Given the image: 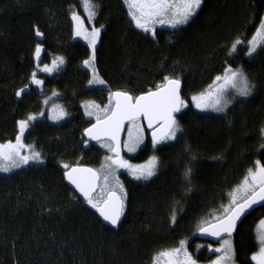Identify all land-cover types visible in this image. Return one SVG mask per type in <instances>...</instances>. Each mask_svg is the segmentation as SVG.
<instances>
[{"label":"trees","instance_id":"obj_1","mask_svg":"<svg viewBox=\"0 0 264 264\" xmlns=\"http://www.w3.org/2000/svg\"><path fill=\"white\" fill-rule=\"evenodd\" d=\"M92 3L101 28L94 66L102 86L89 84L83 61L90 48L73 38L72 13L81 0H0V143L15 137L17 121L41 109L43 94L30 83L37 44L43 60L64 57L56 71L43 76L42 87L56 91L68 112L58 123L43 115L25 132L24 140L35 145L42 163L0 175V264H152L158 251L183 239H191V247L204 243L197 229L212 222L213 213L220 214L228 193L255 161L264 164V51L246 54L264 0H203L187 24L157 25L155 38L135 27L123 0ZM236 39L243 42L232 53ZM227 65L244 71L255 85L252 95L219 115L188 105L176 115L182 128L178 139L156 149L146 133V143L132 158L144 161L154 154L156 175L138 181L120 173L127 192L124 215L118 227L104 225L64 180L63 164L101 167L106 156L97 142H83L82 131L91 121L81 103H104L116 89L136 96L164 83L165 76L181 80L185 98L204 89ZM21 88L26 91L17 97ZM189 166L191 183L183 175ZM263 217L264 206L234 232L237 264H254L256 228Z\"/></svg>","mask_w":264,"mask_h":264},{"label":"snow or ice","instance_id":"obj_2","mask_svg":"<svg viewBox=\"0 0 264 264\" xmlns=\"http://www.w3.org/2000/svg\"><path fill=\"white\" fill-rule=\"evenodd\" d=\"M128 8V15L134 22L135 27L144 33H150L153 38L156 36V26L178 28L187 24L200 9L203 0H123ZM84 10L88 13L89 20L97 15L96 5L92 0H81ZM72 20L75 28L74 34L87 41L91 54L83 61L85 67H89L93 72V79L89 84H104L105 82L96 74L94 67L96 60V47L100 39L101 28L93 27L88 31L84 27L81 17L73 11ZM43 33L36 29V36ZM242 43L236 39L231 47V52L235 53ZM260 49L264 51V17L260 19L252 38L248 40L247 55L249 57L257 53ZM42 46L37 44L35 48V59L39 61ZM64 63L62 57L52 61L51 67L47 64L38 71L51 73ZM37 72L31 74V83L41 86L43 81L37 79ZM164 83L158 84L155 90L149 89L147 92L133 96L128 92L117 91L109 93V104L104 108L92 103L84 105L85 115L94 117L95 123L91 127L84 129L83 135L88 142L96 141L102 148H105L109 155L104 158V164L100 169L87 167H70L63 164L66 170L64 175L67 180L75 186L76 190L83 196L85 202L90 205L99 216L107 221L114 228L118 227L121 217L124 215L126 207L127 192L120 182L116 172L119 169H126L128 174L135 180H149L156 175L158 158L152 156L145 164H132L122 155L123 151L135 152L144 142V123L152 130L151 142L153 148L156 145L167 141L178 139V133L182 132L176 114L187 107L181 96V80L165 76ZM217 86L207 93L199 96H192V102L201 111L213 110L224 112L228 107V100L225 99L229 89L242 97L252 95L253 85L244 72L240 69L225 67L223 75L215 78ZM27 87V86H26ZM26 88H21L16 92L20 97ZM55 95V93H53ZM47 103V101H45ZM89 107L93 110L90 111ZM43 115V113H41ZM66 113L63 110L51 119H62ZM36 116L29 115L27 119L17 121L18 134L15 142L8 141L0 143V172H10L14 168L29 164L30 161L42 163L40 152L35 150L33 145L23 143L25 132L30 126V122L36 120ZM127 131V139L122 140V133ZM264 135V129L261 130ZM264 147V145H262ZM190 152V149H186ZM27 152V154H25ZM194 158V157H193ZM184 178L191 183L192 168L186 167ZM229 202L221 205L220 214H212V222L205 221L200 232L212 236L220 243V247L208 246L210 252L218 253L210 264H235V250L232 242V235L237 230L238 222L253 208L254 205L264 206V164L255 161L254 168H249L240 185L228 193ZM172 222H176L175 215ZM258 251L254 252L251 260L255 264H264V219L259 222L257 234ZM166 257L167 264H197L196 260L187 252L185 241H180V247L158 253L153 257L152 264H160V258Z\"/></svg>","mask_w":264,"mask_h":264},{"label":"rangeland","instance_id":"obj_3","mask_svg":"<svg viewBox=\"0 0 264 264\" xmlns=\"http://www.w3.org/2000/svg\"><path fill=\"white\" fill-rule=\"evenodd\" d=\"M77 12V14L81 17V19L83 20V22H84V27L88 30V31H91L92 30V28L93 27H96V25H95V21H94V19H92V20H89V18H88V13L84 10V7L82 6V3L80 4V7H79V9L78 10H76ZM262 17H264V13H263V16ZM72 22H73V38L74 39H78V40H81V41H83V42H85L87 45H88V43H87V41L86 40H84L82 37H78V36H76L75 34H74V28H75V24H74V21L72 20ZM134 23V22H133ZM259 26V25H258ZM257 26V27H258ZM97 28V27H96ZM256 31V30H255ZM255 33V32H254ZM253 33V34H254ZM253 34L251 35V37H249L247 40H246V43H247V45H248V40H250L251 38H252V36H253ZM242 41V40H241ZM243 42V41H242ZM232 47V46H231ZM90 51H91V49H90ZM59 57H62L63 58V60H64V57L63 56H61V55H53V56H51L48 60H43L42 59V56L40 55V59H39V61H37V63H39V65H40V68H43V66L45 65V64H47V65H49L50 67H51V65H52V61L54 60V59H56V58H59ZM61 66V65H60ZM95 67V66H94ZM226 67H229L228 65L226 66ZM231 67V66H230ZM88 68V71H89V73H90V80L91 79H93V72H92V69L91 68H89V67H87ZM231 68H233L234 70L235 69H240V70H242L241 68H235V67H231ZM58 69V68H57ZM56 69V70H57ZM225 69V68H224ZM224 69H223V71L221 72V73H219V74H217L216 76H218V75H223V73H224ZM56 70H54V71H56ZM34 71H36L37 72V79H40V80H42L43 81V76L44 75H51L53 72H51V73H46V72H43V71H38L37 70V67L35 68V70ZM243 71V70H242ZM244 72V71H243ZM96 74L98 75V73L96 72ZM245 74V73H244ZM246 75V74H245ZM99 76V75H98ZM216 76L213 78V80L204 88V89H202L201 91H199V92H197V93H194V94H192V95H189L188 97H185V98H183L184 99V101H185V103L187 104V106L188 105H190L192 108H194L196 111H198V112H200V113H211V114H215V115H219V114H224V113H226V111H227V109L229 108V106H231L232 104H234L235 102H237V101H239L241 98H244V97H242V96H239L236 92H235V90H232V89H229L228 90V92H227V94L225 95V99H227L228 100V107L225 109V111L224 112H216V111H213V110H211V109H209V110H206V111H201L200 109H198V108H196L195 107V105L193 104V102H192V96H199L201 93H207L208 91H210L211 89L209 88V86L211 85L213 88H215L216 86H217V83H214L215 82V78H216ZM247 76V75H246ZM99 78H100V76H99ZM101 79V78H100ZM30 83H31V79H30ZM43 85V84H42ZM42 85L41 86H37V85H35V84H33V86H35V87H37L36 89L39 91V93L40 94H43L42 96H41V104H42V106H41V109L36 113V114H28L26 117H24V118H22V119H27V117L29 116V115H34V116H36L37 118L36 119H41L42 117H43V115H45V117H46V119H47V121L48 122H50V123H58V122H60L62 119H64L66 116H67V109L64 107V105H63V102L59 99V94L56 92V91H44V89H43V87H42ZM92 86H102V84H92ZM53 93H55V95L53 94ZM132 95V94H131ZM134 96V95H133ZM45 101H47V103H45ZM92 103H95L96 105H99L101 108H104L106 105H108L109 104V94H108V97L106 98V100H105V102L104 103H101L100 101H98V100H85V101H83L82 103H81V106H82V109H83V112H84V115H85V107H84V105H86V104H88V105H91ZM187 108V107H186ZM183 109H185V108H183ZM60 110H63V112L64 113H66V115H64L63 116V118L62 119H58V120H56V119H51L50 117H54V116H57L58 114H59V111ZM89 110L90 111H92L93 109L91 108V107H89ZM41 113H43V115H41ZM85 117L87 118V119H89L91 122L92 121H95V119H94V117H89V116H86L85 115ZM21 119V120H22ZM33 121H31L30 122V124L32 123ZM263 129H264V127H263ZM17 134H18V132H17ZM16 134V135H17ZM16 135H15V137H16ZM264 136V135H263ZM15 137L13 138V139H10V140H8V141H12L13 143L15 142ZM127 139V131H125V135H124V138H123V140H126ZM8 141H6L5 143H7ZM171 141V140H170ZM168 142V141H167ZM23 143L24 144H26V145H33L34 147H35V145L33 144V143H30V142H27V141H25L24 140V138H23ZM146 143V132L144 131V142L139 146V148L140 147H142L144 144ZM166 143V142H165ZM162 144H164V143H162ZM151 146H152V148H153V145H152V143H151ZM158 146H160V144H158V145H156V147L155 148H153V149H156ZM138 148V149H139ZM105 149V148H104ZM138 149L135 151V152H127L126 150L125 151H123V156H124V158L125 159H127V160H129L132 164H145L148 160H149V158L150 157H152V156H155L154 154H151L146 160H144V161H135V160H133V156L136 154V152L138 151ZM35 150L36 151H38V149L35 147ZM105 151H106V155H109V153L107 152V150L105 149ZM39 152V151H38ZM25 154H27V152H25ZM41 154V153H40ZM42 159V158H41ZM36 163H38V162H36V161H30L29 162V164H36ZM104 164V163H103ZM28 165V164H27ZM255 165V164H254ZM24 166H26V165H22L21 167H19V168H14V169H12L10 172H7V173H4V172H0V175H6V174H9V173H11V172H13V171H15V170H18V169H20V168H22V167H24ZM95 169H100L101 167H94ZM251 168H254V166L253 167H251ZM120 173H124V175H127L129 178H131V179H133V177L131 176V175H129L128 174V172H127V170L126 169H119L117 172H116V176H118L119 177V175H120ZM120 180V182H121V179H119ZM140 181H145V180H140ZM242 182V181H241ZM241 182L239 183V184H237V185H235V187L233 188V189H235L238 185H240L241 184ZM262 219H264V217L262 218ZM261 219V220H262ZM260 222V221H259ZM259 222H258V224H257V234H258V229H259ZM184 241V240H183ZM197 245H196V247H197V249H200L201 247H205L206 246V244L205 243H203V242H198V243H196ZM217 247H220V244L219 245H217L216 246V248ZM161 252V250L160 251H158L154 256H156L158 253H160ZM166 264L167 263V258L166 257H161L160 258V264Z\"/></svg>","mask_w":264,"mask_h":264},{"label":"water","instance_id":"obj_4","mask_svg":"<svg viewBox=\"0 0 264 264\" xmlns=\"http://www.w3.org/2000/svg\"><path fill=\"white\" fill-rule=\"evenodd\" d=\"M173 78H174V77H173ZM155 89H156V88H155ZM155 89H152V90H155ZM117 91H123V92H126V91L121 90V89H116V90H113L112 92H117ZM146 92H147V91H146ZM143 93H145V92H143ZM143 93H140V94H138V95H141V94H143ZM138 95H136V96H138ZM181 96H182V83H181ZM176 115H177V114H176ZM93 123H95V121L90 122V123L84 128V129L91 127V124H93ZM144 128H145V131L148 132V136H149V139H150V141H151V132H152V130H150V129L147 128L146 122L144 123ZM125 131H126V130H125ZM83 133H84V130L82 131V136H83L84 140H88V137L84 136ZM124 135H125V132L122 133V137H121L122 140H123V138H124ZM89 142H90V143H94V142H96V141H91V140H90ZM122 154H123V152H122ZM76 166L87 167V168L95 169L94 167H92V166H90V165H85V164H79V165H76V164H75V165H71L70 167H76ZM64 173H65V172H64ZM64 180H65L66 184L68 185V187H69V188H70V189H71V190H72V191L78 196V198H80L81 200H84L83 196H82V195L76 190L75 186L72 185V184L67 180V178H66L65 175H64ZM260 207H262V206L259 205V204H258V205H254L253 208L250 209V210L245 214V216L241 218V221L238 222V226H239V224L242 222V220H243L248 214H250L253 210H255V209H257V208H260ZM96 213H97L98 217L101 219V221H102V223H103L104 225L109 226V227H113V226L110 225L107 221H104L103 218L99 216V213H98V212H96ZM238 226H237V227H238ZM200 228H201V227H200ZM200 228L197 230V233H196V236H197L198 239H200V240H206V241H209V242L214 243V244L218 243V240L215 239V238H213L212 236H209V235H206V234H202V233L200 232ZM233 234H234V233H233Z\"/></svg>","mask_w":264,"mask_h":264},{"label":"flooded vegetation","instance_id":"obj_5","mask_svg":"<svg viewBox=\"0 0 264 264\" xmlns=\"http://www.w3.org/2000/svg\"><path fill=\"white\" fill-rule=\"evenodd\" d=\"M183 240L185 241V247H186L187 252L192 256L193 259L196 260L197 264H210V261L215 259V256L218 255V253L210 252L208 250V246L211 245L213 248H216V246L220 244L219 242L216 244H212L209 241H205L204 243L206 244V246L204 248L201 247L200 249H197V247H196L197 244H195L194 247H191V245H190L191 239H183ZM178 247H180V243L177 246L165 248V249L161 250V252L168 251V250L178 248ZM203 249H205V256H202V258H198L199 252ZM253 263L255 264V262H253ZM235 264H237V263L235 262Z\"/></svg>","mask_w":264,"mask_h":264},{"label":"bare ground","instance_id":"obj_6","mask_svg":"<svg viewBox=\"0 0 264 264\" xmlns=\"http://www.w3.org/2000/svg\"><path fill=\"white\" fill-rule=\"evenodd\" d=\"M77 12V11H76ZM148 136V135H147ZM148 139H149V136H148ZM150 140V139H149ZM95 143V142H94ZM152 143V142H151ZM157 172V171H156ZM139 181V180H138ZM229 198V197H228ZM200 227V226H199ZM257 232V231H256ZM200 240V239H199ZM202 241H206V240H202ZM212 244H214V243H212Z\"/></svg>","mask_w":264,"mask_h":264}]
</instances>
